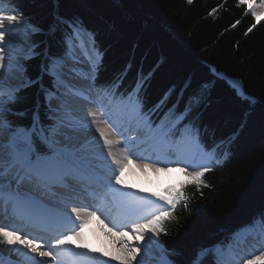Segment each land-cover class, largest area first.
<instances>
[{
    "label": "trees",
    "instance_id": "1",
    "mask_svg": "<svg viewBox=\"0 0 264 264\" xmlns=\"http://www.w3.org/2000/svg\"><path fill=\"white\" fill-rule=\"evenodd\" d=\"M0 1L39 29L29 37L34 56L21 59L28 83L3 110L11 126L27 129L38 120L48 128L55 121L47 103L55 80L44 68L71 56L80 28L101 56L92 80L98 91L116 101L136 94L158 135L166 130L169 139L187 129L211 156L199 187L170 176L162 190L187 197L159 225L172 264H217L215 252L237 232L264 222V21L245 2ZM228 78L241 80L248 97ZM37 148L44 146L37 141Z\"/></svg>",
    "mask_w": 264,
    "mask_h": 264
},
{
    "label": "snow or ice",
    "instance_id": "2",
    "mask_svg": "<svg viewBox=\"0 0 264 264\" xmlns=\"http://www.w3.org/2000/svg\"><path fill=\"white\" fill-rule=\"evenodd\" d=\"M191 2L192 0H188V3ZM243 2L244 0H241V3ZM261 6H264V2ZM10 11L14 13L15 9ZM252 15L259 18L255 7H253ZM21 27L22 22L15 14H5V10L0 8V109H6L7 104L13 103L18 92V86L13 85L11 81L19 78L17 73L22 69L18 60L14 62L11 45L8 44L6 36ZM37 31L39 29L32 28V32ZM74 33L78 37L80 30L74 28ZM66 64L65 57L54 58L45 66L44 71L53 79H59ZM3 101H7V103H3ZM60 124H63V121H60ZM186 133L187 129L180 135L184 136ZM59 135L55 121L45 128L39 125L38 120H35L32 127L21 129L11 126L5 119L4 112L0 111V203H10L17 209V215L21 217L35 214V204L30 198L31 189L63 184L70 175L79 174L83 168L82 163L62 147ZM101 135L104 136V133L101 132ZM161 135L166 137L168 133L166 130H162ZM104 139L105 144L110 143L106 136ZM37 141L44 146V149L37 148ZM200 167L199 171L187 172L192 181L196 182L197 187L203 183L202 178L209 171L208 166ZM181 171H186V169H181ZM119 173L117 175L115 170L112 173L117 184L122 183L123 165L119 168ZM112 177H109V186H111ZM168 192V196L159 197V200L165 203L160 206L157 212L149 214L151 218L138 216L135 220L127 221L132 225L130 231L136 241L144 242L146 235L149 240L158 237L164 231L159 227L160 223L172 215V210L175 209L180 199H187L183 192H176L173 189H169ZM72 213H75L76 219H73L72 214L68 213L63 221L62 230L54 237V240L50 239L44 242L47 251L41 250V243L37 242L38 240L42 241V237L29 239L30 233H25L22 236V229L12 225L0 224V243L10 246L19 245L28 249L29 252L38 253L41 257L52 256L56 264H88L90 258L87 253L78 252L75 247L66 243L69 235L80 237L81 232L77 228L82 229L86 223V221L80 220L78 208H72ZM89 215H95V212H91ZM77 220H80L78 225ZM141 220L143 223L140 222ZM111 223L114 228L121 229L122 246L127 252L123 264H132L140 248L131 246L129 241L123 240V237L128 236V232L122 230L126 226L125 223L116 221H111ZM149 233L151 235H148ZM156 243L159 242L156 241ZM16 250L20 251L21 249L17 248ZM208 251L207 249L202 250V255ZM23 255L27 261L34 260V257L28 255V252H23ZM260 259H264V255L253 254L251 259H243L242 264H256V261ZM217 264H219V258Z\"/></svg>",
    "mask_w": 264,
    "mask_h": 264
},
{
    "label": "rangeland",
    "instance_id": "3",
    "mask_svg": "<svg viewBox=\"0 0 264 264\" xmlns=\"http://www.w3.org/2000/svg\"><path fill=\"white\" fill-rule=\"evenodd\" d=\"M244 2L248 5V10L250 13H252L253 7H255V11L257 13V16L259 17L257 19V17L255 16L258 22L264 21V13H263L264 6H261L264 0H244ZM0 8H3L5 10V14H15L22 22V27L19 30L13 31L11 35L6 36V40L8 44L11 45V51L13 54L14 62L18 60L19 65L22 69L19 73H17L19 78L13 79L11 83L13 85L20 87V86H23L28 81V79H26V77L23 75V66L21 64V59H26L34 54L33 45L29 41V35L31 34L33 27L27 23V21L23 18L22 15L17 14L15 12L12 13L10 11L11 10L10 8L4 7V6ZM79 46H80V51L76 49L75 45L72 44L71 46L72 52L73 53L76 52L77 55L74 53L73 54L74 58L66 59L67 64L64 67V70L60 77L61 78L63 77L62 78L63 81L64 79H67L70 82L73 81L77 84L86 86V88L88 89L86 93H90L88 85L90 86V89H91L92 87H91L90 81L95 75V68L98 65L100 58L97 52H95L94 50H91L90 46L88 45L86 46V44L82 42H79ZM67 73H72V74L78 73L80 76L72 77L68 75ZM228 81L237 90V92L239 93L241 97H244V98L248 97L247 94L245 93V90L243 88V83L241 80L228 78ZM58 88H61L65 93L56 91V94L59 95L60 98L54 97L55 95H52V93H50L49 103L53 110L52 116L56 119V122H57V128L60 133L59 139L62 142V147H64L67 151L72 153L75 159H76V153H78V151H76L75 149L82 148V147L84 148L81 151H79V153L82 154V156H77V160L81 163L83 162L82 161L83 158H85L84 154L97 157L98 155L103 153L102 151H103L104 146L103 144H101L103 141H101L98 144L94 143L95 142L94 133H97V130H99L102 127H106L111 130H113V128L118 127L119 128L118 130L120 131L121 129L123 130L124 125H126L127 122L128 123L130 122L132 124V130H130L129 128L127 132H124V134L120 135L119 133L117 134L115 133V135L117 138H121L122 141L133 138L134 139L133 142L127 143L129 145V148L131 146L134 147V150H133L134 152L132 151L133 154L130 155L129 157L135 158L134 156H136V154H138L139 152L140 153L138 154V157H136L137 159L132 158L131 162L135 161L137 163L139 162L141 164H147V166L151 168L149 170L150 174L148 172H145V173H148L147 174L148 176H150L148 177L149 184L151 187V189L148 190L149 191L148 193H150V195L149 194L144 195L146 196L145 198L152 201L153 207L155 205L154 208L152 207L151 213L157 212L158 209L160 208L161 205L159 203V197H160V194L162 193V190L166 189V186H167L166 182L169 180L170 176H174L177 178H184L186 180H192V178L187 175V172L199 171L201 170L200 166H209L211 162L210 157L204 153L201 146L197 142L191 141L189 139V136L187 135L175 138V146L177 149L176 151L177 155L176 156L175 154L169 155V153L166 151L168 147L167 141L170 140L171 138L167 139V137H164L162 135H159V138L155 137L154 136L155 129H153V131L152 130L150 131L148 126L147 127L145 126V119L138 120L139 106L136 103H134V100L132 98L130 99V102L128 105L130 106V108L134 109L136 114H135L134 120L132 119L128 120L126 119V117L121 115L122 114L121 109L125 107V105L127 104L126 101L117 104V106H115L114 104L113 106H111V105H107L108 103H104V101L101 100V97L99 96L94 100L93 105L95 106V108H93L90 105L89 107L90 109L88 111L87 110L83 111L66 94V93H70L74 95L75 97H77V96H81L80 92L75 94V92L72 91L73 86L71 85L69 86L67 84L63 85L62 82H59ZM75 88L77 87H74V89ZM77 89L79 90V88ZM95 109H98V111H96ZM3 110L4 109H0V111H3ZM104 112H107L108 113L107 116H109V118H113L114 120H116L118 124L117 125L108 124L109 121H106V119L102 118V115ZM117 112L119 113V115L116 114ZM60 121H63V124H60ZM118 147H119V150L123 152V149L125 147L120 146V145ZM160 147H161L162 155L173 156L174 159L170 161V159L161 160L162 158H156L159 161H153V159L158 156L156 155V153L158 152L159 150L158 148ZM194 148L199 153H201L202 156L204 157V162L202 165L196 164V161L194 164L193 163H190L191 165L188 164L189 163L188 159L191 162H193V159H195L190 156V152H192ZM137 150H139V152H135ZM95 153H97L98 155H95ZM176 158H179L180 160L178 164L174 163L175 160H177ZM201 158L202 157H200V159ZM89 160L93 161L94 159L92 158L91 160L90 158ZM104 165L100 164L99 165L100 168L96 166H92V167L89 166L88 170L90 172L94 171V174L96 173L95 177L97 179H99V177H103L104 179H106V177L108 176L112 177L111 174L113 173V170L116 171V174H119V168H120L119 164L117 165L110 164V166L109 165L104 166ZM105 168H106V171H105ZM181 169H186V171H181ZM123 171H125V168H123ZM112 179H114V177H112ZM122 180L125 181V177H122ZM117 186H118L117 188L120 189L121 183L117 184ZM108 188L110 187L108 186ZM111 188H110L111 190L114 189L112 186ZM149 218L151 217L149 216ZM124 230H125V227L123 228V231ZM148 240H149L148 236L146 235L144 238V241H147L148 243L150 242V244L153 243V245L156 247L155 248L153 246V252L156 253L155 255H158V257L160 258V260L164 262V264H172L168 256L166 255L165 248L162 242L159 240V238L155 237L153 239L154 241L153 240L148 241ZM254 240L255 239L253 238L252 239L247 238V234L244 232L239 233L238 235L235 236V239L230 244L231 248H230L229 253L224 254L221 250H217L215 254L217 257V261L219 258V264H222L221 263L222 260L230 264H242L243 259L245 258L251 259L253 254L256 256L264 255V247L262 246L259 247L260 245L257 243V241H254ZM156 241H158L159 243H156ZM158 249L160 251H158ZM150 250L152 251V248ZM256 262H264V259L257 260Z\"/></svg>",
    "mask_w": 264,
    "mask_h": 264
},
{
    "label": "bare ground",
    "instance_id": "4",
    "mask_svg": "<svg viewBox=\"0 0 264 264\" xmlns=\"http://www.w3.org/2000/svg\"><path fill=\"white\" fill-rule=\"evenodd\" d=\"M78 37L82 43L86 44V46L88 45L89 36L87 35L86 32L80 31V34ZM74 53L76 54V52ZM67 74L72 77L80 76L78 73H73V74L67 73ZM64 81L67 85L73 86V88L74 87L79 88V92L81 93V96L75 97L74 95L70 93H66V94L69 98L72 99L74 103H76L80 107L81 110L88 111L90 109L89 108L90 105L93 108H95L93 104H94V100L96 99V97L90 93H86L88 91L86 86L77 84L73 81L70 82L67 79H64ZM95 110L98 111V109H95ZM107 114H108L107 112H104L102 115V118L106 119V121H108V119H110L111 122L113 121L112 123H108V124H116L114 122L115 120L113 118H109ZM130 126H132V124L130 122L129 123L127 122V124L124 125L123 130L121 129L122 131L121 130L119 131L118 127L113 128V130L108 129L106 127H102L99 130H97V133H94L95 135L94 143L98 144L101 141L104 142V143L103 142L101 143L104 146L103 151H102L103 153H101L102 155L101 154L98 155L97 153H95V155H98L97 157L84 154L85 158H83L82 160L83 168L81 169V172L79 174L83 173L85 175H90L93 179H97L95 177L96 173L94 174V171L90 172L88 170L89 166L99 167L100 164H103V165L105 164L109 166L110 164L112 165L119 164V167H121V165H123V168H125V171H123L122 177H125V181L122 180L121 188L118 189L115 179H111V186L114 189L110 191L109 193L110 195L108 194L109 188L107 189V192H104V196H107V197H104V198L97 197L98 202L100 203L99 207H107L109 203H112V198H117V199H120L123 202V206L126 209H128L129 212L126 213L128 217H132V215H135V214H140L141 212H143L141 216H147L150 214V210L153 207L152 201L148 200L147 198H145L146 196H144L147 194L150 195V193H148L149 192L148 190L151 189L149 180H148L149 179L148 177L150 176H148L147 174L148 173L150 174L149 170L151 168L148 167L147 164H141L135 161L131 162V159L133 157H129V156L133 154L134 147L131 146L129 148V145L127 143L133 142L134 141L133 138L122 141L121 138H117L115 135V133L116 134L119 133L120 135L124 134V132L128 131ZM101 132L104 133V136L101 135ZM105 136L110 142L109 144H105V139H104ZM117 145L125 147L123 149V152L119 150V147ZM82 149L84 148L82 147V148L75 149L76 151H78V153H76V160H77V156H82V154L79 153V151H81ZM135 152H139V150ZM138 154H136V156H134L135 158L133 159H137L136 157H138ZM190 156L195 159H193V162L189 161L188 159V162H189V163L187 162L188 164L190 163L194 164L195 161H196V164L198 165L203 164L204 157L195 148L192 150V152H190ZM200 157H202L203 159L201 158L202 159L201 160ZM90 158L91 160L92 158L94 160L90 161L89 160ZM153 161H158V159L154 158ZM105 171H106V168H105ZM145 172H148V173H145ZM108 177H106L105 180L109 182ZM30 191H31L30 198L34 201L36 214L41 215L42 213H45V211L49 210L50 213L55 212V213L63 215L64 217H66L68 213H71L73 216V219H76L75 213H72L73 207H70L65 203H56L53 201L55 199L51 197L45 198L46 196L38 194L35 189H31ZM5 204L6 203H0V206L5 205ZM10 208L13 211L17 210L11 204H10ZM131 209H134V210H131ZM78 210L80 211V220L86 221V223H84V226L82 229L77 228V230L81 232L80 237H76L75 235H69L68 241L66 243L69 246L75 247V250L78 252L87 253L88 257L90 258L88 260V264H123V260L127 256V252L124 250L122 246L121 237H120L121 229L114 228L112 225H110L108 221L105 219V216L102 214H99V213L97 214L95 212V215H89L91 211L87 212L82 209H78ZM105 210L106 209L103 208L102 212ZM80 220L76 221L77 225L79 224ZM140 222L143 223V220H141ZM131 226H132L131 224H128L125 226L124 231L128 232V236L123 237V240L129 241L131 246L140 248V251L138 252L136 258L132 261V264H164V262L160 260L158 255H155L156 253L153 252V246H154L153 243L150 244V242L148 243L147 241L139 242L135 240V237L130 231ZM36 230L40 231L39 228H37ZM24 234L25 232L24 230H22L21 235L23 236ZM130 237H131V240H129ZM29 239H32V237H29ZM17 248H20L21 250L17 251L16 250ZM151 248H152V251L150 250ZM158 251L160 250L158 249ZM23 252H28L29 256L31 257L33 256L32 252H29L28 249L22 248L19 245L10 246V245L0 243V264H28L29 261L25 259ZM41 264H55V263L53 262V258H50L48 262H42Z\"/></svg>",
    "mask_w": 264,
    "mask_h": 264
},
{
    "label": "water",
    "instance_id": "5",
    "mask_svg": "<svg viewBox=\"0 0 264 264\" xmlns=\"http://www.w3.org/2000/svg\"><path fill=\"white\" fill-rule=\"evenodd\" d=\"M161 196H167V195L166 194H162ZM160 202H161L162 205L165 203L164 201H161V200H160Z\"/></svg>",
    "mask_w": 264,
    "mask_h": 264
}]
</instances>
